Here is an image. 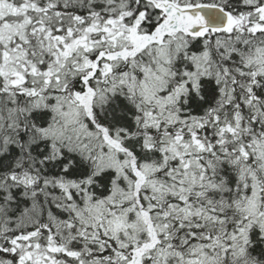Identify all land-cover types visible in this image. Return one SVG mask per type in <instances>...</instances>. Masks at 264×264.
<instances>
[{
  "label": "snow or ice",
  "instance_id": "snow-or-ice-1",
  "mask_svg": "<svg viewBox=\"0 0 264 264\" xmlns=\"http://www.w3.org/2000/svg\"><path fill=\"white\" fill-rule=\"evenodd\" d=\"M0 264H264V0H0Z\"/></svg>",
  "mask_w": 264,
  "mask_h": 264
}]
</instances>
